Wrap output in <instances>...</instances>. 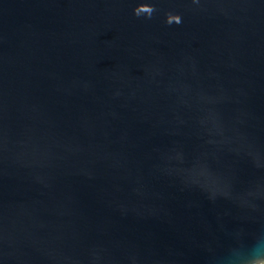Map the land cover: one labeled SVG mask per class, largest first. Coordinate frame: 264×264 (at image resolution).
Masks as SVG:
<instances>
[{
  "label": "water",
  "instance_id": "95a60500",
  "mask_svg": "<svg viewBox=\"0 0 264 264\" xmlns=\"http://www.w3.org/2000/svg\"><path fill=\"white\" fill-rule=\"evenodd\" d=\"M0 264H264V0H0Z\"/></svg>",
  "mask_w": 264,
  "mask_h": 264
}]
</instances>
